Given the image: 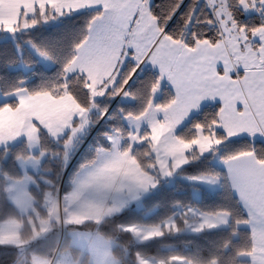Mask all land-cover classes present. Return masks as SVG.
Here are the masks:
<instances>
[{
	"label": "snow or ice",
	"instance_id": "6c2138e0",
	"mask_svg": "<svg viewBox=\"0 0 264 264\" xmlns=\"http://www.w3.org/2000/svg\"><path fill=\"white\" fill-rule=\"evenodd\" d=\"M0 48L13 264H264V0H0Z\"/></svg>",
	"mask_w": 264,
	"mask_h": 264
},
{
	"label": "trees",
	"instance_id": "16d2710c",
	"mask_svg": "<svg viewBox=\"0 0 264 264\" xmlns=\"http://www.w3.org/2000/svg\"><path fill=\"white\" fill-rule=\"evenodd\" d=\"M168 0H157L158 4H166ZM0 52H3V49L0 48ZM167 243H182V242H174V241H167ZM197 246H199L201 249L205 246V240L201 239L198 241H195L192 245V251L195 252L197 250ZM159 247L158 244H154L150 251L155 252L157 248ZM14 251L7 248H0V264H13L14 259Z\"/></svg>",
	"mask_w": 264,
	"mask_h": 264
}]
</instances>
